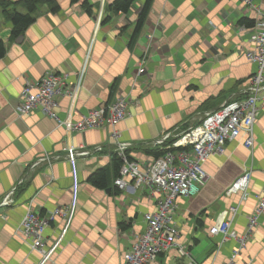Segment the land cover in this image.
I'll return each instance as SVG.
<instances>
[{
  "label": "crops",
  "instance_id": "0c3cea01",
  "mask_svg": "<svg viewBox=\"0 0 264 264\" xmlns=\"http://www.w3.org/2000/svg\"><path fill=\"white\" fill-rule=\"evenodd\" d=\"M88 1L92 13L82 1L57 0L58 11L51 4L42 5L21 42L12 36L13 22L0 10V39L7 45L0 59V203L13 191L12 202L0 206V264L42 261V254L18 234L32 203L42 217L57 208L67 211L75 203L69 226L62 215L49 221L48 247L62 240L43 264H123L125 254L145 232L144 214L156 210V204L146 189L134 187L132 179L122 190L111 175L110 190L93 186L88 177L99 168L112 167L116 141L136 144L130 150L133 158L153 159L145 153L144 143L177 126H194L207 111L240 97L257 70L246 56L253 46L251 29L239 24L243 18L255 20L257 13L239 0H154L139 34L136 25L145 0L119 14L109 9L113 0ZM142 61L146 71L139 74ZM52 71L65 78L64 93L58 96L61 119H80L93 108L114 102L120 93L131 96L128 117L113 128L83 132L59 127L41 110L19 117L15 107L26 81ZM113 130L118 131L116 138ZM255 133L252 154L243 139L229 141L222 154L205 162L208 183L177 199L178 242L198 264L228 262L236 241L222 243L209 229L225 209L239 204L233 228L244 231L258 202L264 187V108ZM98 144L108 148L78 158L76 175L66 159L31 169L45 153L65 154L70 147ZM249 166L253 175L248 198L242 199L243 192L228 195L230 185ZM156 264H180L176 249L161 254ZM234 264H264V217Z\"/></svg>",
  "mask_w": 264,
  "mask_h": 264
},
{
  "label": "built area",
  "instance_id": "2783aa9c",
  "mask_svg": "<svg viewBox=\"0 0 264 264\" xmlns=\"http://www.w3.org/2000/svg\"><path fill=\"white\" fill-rule=\"evenodd\" d=\"M239 1L245 6L252 7L257 13L255 24L250 28L253 46L246 50L248 60L257 64V70L240 91L241 96L235 97V95L218 109L207 111L198 124L187 130L177 126L163 137L146 142L155 148L167 150L158 158L149 161L130 159L128 149L135 144L115 142L113 151L123 159L115 185L125 190L132 179L134 187L140 190L146 189L156 204V210L144 214L145 232L137 238L132 248L125 254L123 264H156L161 254L172 249H176L180 264H198L191 258L190 251L185 245L178 242L180 232L176 223L177 199L192 195L199 190V186L204 187L208 183L209 175L204 164L211 156L222 154L229 141L243 139L244 146L251 154L255 150V127L264 108V0L262 5L257 4L255 0ZM145 71L144 61H142L138 73L142 74ZM83 76L84 71L80 73V80ZM64 79L63 76L52 71L37 81L27 80L21 92L22 100L16 105L15 112L22 117L35 110H41L43 115L51 117L59 127L63 126L69 132L113 128L128 117L131 96L120 94L114 102L93 108L80 119H74L72 116L61 119L58 115V96L64 93ZM117 134L116 130L111 132L113 138H116ZM107 148L106 145L98 144L93 148L70 147L65 154L45 153L33 163L31 169L46 161L66 159L72 163V171L76 175L75 163L78 158L103 152ZM252 175L253 167L249 166L228 188V195L243 192L242 199L246 200ZM12 194L13 191L5 197L0 206L10 204ZM32 205L33 203L30 204L20 223L18 234L30 242L33 250L42 254V261L39 264H43L51 258L62 240L61 237L52 247H48L45 229L49 221L55 219L57 215H62L66 217L69 226L75 203L67 211L57 208L48 217L40 216ZM238 213L239 204L231 205L221 213L219 219L209 229L210 235L220 236L222 243L236 241L230 259L225 264L235 263L237 257L247 248L264 217V187L255 208L248 215L247 226L242 232L233 228L234 218ZM186 257L190 259L184 260Z\"/></svg>",
  "mask_w": 264,
  "mask_h": 264
},
{
  "label": "trees",
  "instance_id": "16d2710c",
  "mask_svg": "<svg viewBox=\"0 0 264 264\" xmlns=\"http://www.w3.org/2000/svg\"><path fill=\"white\" fill-rule=\"evenodd\" d=\"M82 1V5L88 13H92V5L88 0H71L73 4ZM154 0H145L144 5L138 14V20L136 25V34H139L145 21L149 15ZM138 0H113L109 5V9L113 13H129L133 9ZM51 4L53 11H58L60 6L57 0H0L1 14L5 20L11 21L14 24L12 36L17 39L23 36L26 29L31 26L37 19L38 10L42 5ZM24 9L25 12L22 10ZM109 19H106L108 21ZM240 25H245L252 28L255 24V20L243 18L239 21ZM7 53V45L3 39H0V59ZM148 147L146 148V154H150L153 158L163 156L167 150L160 148H152L151 145L144 143ZM136 147V144L133 146ZM128 149V157L130 156V150ZM141 147V146H139ZM106 150V149H105ZM104 150V151H105ZM112 167H102L95 170L88 177V182L99 189H114L111 186L110 176L113 175V183L115 185V179L120 175V170L123 165V159L115 152L112 151ZM116 186V185H115ZM117 187V186H116ZM122 228H126L124 223L121 224Z\"/></svg>",
  "mask_w": 264,
  "mask_h": 264
},
{
  "label": "water",
  "instance_id": "95a60500",
  "mask_svg": "<svg viewBox=\"0 0 264 264\" xmlns=\"http://www.w3.org/2000/svg\"><path fill=\"white\" fill-rule=\"evenodd\" d=\"M23 40V36H20L19 38H17V42H21Z\"/></svg>",
  "mask_w": 264,
  "mask_h": 264
},
{
  "label": "rangeland",
  "instance_id": "374dc122",
  "mask_svg": "<svg viewBox=\"0 0 264 264\" xmlns=\"http://www.w3.org/2000/svg\"><path fill=\"white\" fill-rule=\"evenodd\" d=\"M24 12H25V10L24 9H22ZM121 94V93H120ZM181 128H182V126H180ZM189 127H187V128H182L183 130H187ZM232 185V184H231ZM230 185V186H231Z\"/></svg>",
  "mask_w": 264,
  "mask_h": 264
}]
</instances>
